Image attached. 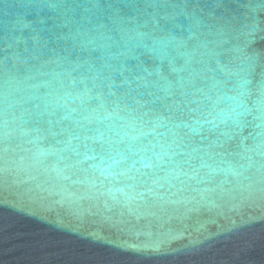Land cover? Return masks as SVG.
I'll return each mask as SVG.
<instances>
[{"label":"water","instance_id":"1","mask_svg":"<svg viewBox=\"0 0 264 264\" xmlns=\"http://www.w3.org/2000/svg\"><path fill=\"white\" fill-rule=\"evenodd\" d=\"M0 264H264V0H0Z\"/></svg>","mask_w":264,"mask_h":264}]
</instances>
